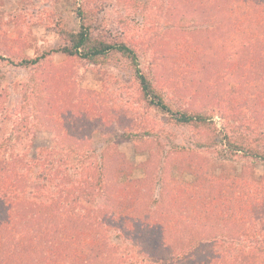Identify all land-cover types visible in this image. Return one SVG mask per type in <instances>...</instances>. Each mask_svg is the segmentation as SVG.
Returning <instances> with one entry per match:
<instances>
[{"label": "rangeland", "instance_id": "obj_1", "mask_svg": "<svg viewBox=\"0 0 264 264\" xmlns=\"http://www.w3.org/2000/svg\"><path fill=\"white\" fill-rule=\"evenodd\" d=\"M81 8L92 16L93 33L134 50L140 71L172 109L199 112L211 126L176 125L150 107L139 94L134 67L120 56L99 65L61 54L34 69L16 64L62 45L57 25L77 31ZM218 9L235 24L258 15L251 8L246 16L249 0H0V143L19 134L8 148L34 166L42 149L71 154L62 170L69 185L81 188L103 165L109 193L115 195L118 184L135 189L127 186L133 183L148 201L173 197L167 190L174 182L191 183L199 173L240 211L237 224L216 226L215 233L224 237L230 229L240 236L231 249L264 244V162L226 144V135L234 140L238 133L264 150V57L242 48L234 33L214 30ZM35 86L41 100L30 103L25 93L34 95ZM52 101L60 106L55 113ZM34 123L38 127L27 134ZM78 157H85L84 166ZM34 166L22 183L38 202L50 184L45 181V193L33 196ZM104 204L98 197L82 206ZM107 242L127 255L121 264H154L131 251L117 232Z\"/></svg>", "mask_w": 264, "mask_h": 264}, {"label": "trees", "instance_id": "obj_2", "mask_svg": "<svg viewBox=\"0 0 264 264\" xmlns=\"http://www.w3.org/2000/svg\"><path fill=\"white\" fill-rule=\"evenodd\" d=\"M251 8L258 14L256 19L248 17L242 24L233 23L222 15L224 10L218 9L214 30L234 33V38L242 40V48L258 49L262 60L264 0H249L246 16L251 14ZM76 15L79 18L77 31H67L59 25L56 27L62 45L32 59H19L16 64L34 69L42 66L49 57L61 54L90 65H99L120 56L134 67L139 94L150 107L169 116L176 125L200 128L198 130L211 126L210 119L199 112L172 109L151 80L140 71L138 57L130 46L123 42L114 43L99 33H93L92 16L87 10L81 8ZM239 15L243 14L233 16ZM35 89L37 92L34 95L25 93L29 102L41 100L42 91L36 86ZM214 93H209L213 99L216 97ZM56 101H52L54 107L51 113H55L56 106L60 107ZM32 118L38 116L33 115ZM14 127L17 131L20 128L17 123ZM36 127L37 123L31 124L32 129L29 128L27 134H32ZM231 130L235 133L236 127ZM236 136L234 140H229L226 135V144L234 152L264 162L261 147L259 149L257 144H253L248 135L237 133ZM19 138L20 135L16 134L9 138L10 141L5 139L0 143V264H121L127 255H119V247L108 246L107 237L111 231L117 232L123 242L129 243L130 250L137 251L154 264H264L263 243L248 245L246 250L231 249V245L234 247L240 243L241 237L230 229L220 231L224 237L215 233L216 226L224 228L226 222L228 225L237 224L240 218L236 215L240 211L234 208V200L229 195L225 198L215 193L213 182L199 173L191 183L174 182L167 190L173 197H160V202L148 201L146 193L133 183L127 186L135 189L126 188L124 184L115 185L113 195L109 193L108 183L102 175L103 165L90 173L89 178L86 176L82 188L72 186L62 170L64 158L71 154L42 149L36 166L29 165L24 155L14 154L13 149L8 148L14 146ZM79 160L84 166L85 157ZM33 166L38 168L31 179L33 196L45 193L42 190L45 181L50 184L48 196L40 195L43 200L38 202L32 201L34 197H29L31 192L22 183ZM17 168L24 172L20 173ZM226 192L230 191L226 189ZM98 197L104 198L107 204L94 209L82 206L84 202L95 203ZM152 206L155 207L151 209Z\"/></svg>", "mask_w": 264, "mask_h": 264}]
</instances>
